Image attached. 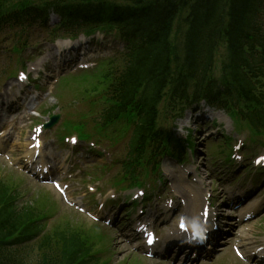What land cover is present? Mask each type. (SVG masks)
Masks as SVG:
<instances>
[{"label": "trees", "instance_id": "16d2710c", "mask_svg": "<svg viewBox=\"0 0 264 264\" xmlns=\"http://www.w3.org/2000/svg\"><path fill=\"white\" fill-rule=\"evenodd\" d=\"M67 1L73 0L51 2L54 8L60 7L64 9L63 13L65 10L69 13L71 26L80 25L79 27L87 31L101 28L112 29V27L119 29V34L124 38L128 50L121 55L124 59L122 71L110 78L106 75L100 78V85L103 89L101 93L108 94L111 102L104 114L107 120L113 122L133 108L138 113L140 122L137 123L131 146L139 150L145 146L144 144L152 143L153 136L149 133V128L147 129L150 125L149 116L158 105L165 91L164 88H168L173 82L172 74L164 68V63L167 54L165 44L169 38H174V26L169 21L157 24L149 18V15L131 10L130 7L109 11L106 7H99L93 2L66 6L64 3ZM85 1L89 0H82V2ZM133 1L139 4L141 0ZM2 2L3 0H0V7H2ZM185 2L188 6L191 5L192 21L195 23L193 31L189 33L191 36H188L185 43L190 48H195L197 43L201 45L203 42L206 43L207 48H211L210 41H215L219 35V29L216 28L214 22L218 15L224 12L229 2H231L232 11L231 29L237 35H241L245 30V25L241 21L245 5L248 3L251 9L257 6L256 0H185ZM258 42V46L252 49L253 56L250 57L252 60H244L241 63V68L238 66L229 72L228 79L224 82L229 88L223 91L222 97L219 96L218 103L221 102L228 107L232 104L237 105L245 98L255 99L253 92L256 88L252 83V78L264 73V67L259 69L257 66L264 64V49H261L260 40ZM205 80V76L201 80L199 79L197 87L206 82ZM206 91L211 90L207 89ZM94 92L98 93L99 88L96 87ZM259 114L250 118L255 127L260 123L264 124V118L258 116ZM14 189L13 186L7 187L0 184V207L15 202L16 199L12 193ZM9 215L6 208L1 210L0 229L9 220ZM79 242L75 240L67 243L63 246V250H78ZM63 257L65 256L63 255ZM0 264L14 263L0 257ZM46 264H54V261L52 262L50 259Z\"/></svg>", "mask_w": 264, "mask_h": 264}, {"label": "rangeland", "instance_id": "374dc122", "mask_svg": "<svg viewBox=\"0 0 264 264\" xmlns=\"http://www.w3.org/2000/svg\"><path fill=\"white\" fill-rule=\"evenodd\" d=\"M34 4H39V3H43L45 2V0H31ZM57 19L54 18V22ZM55 24V23H54ZM102 38V37H101ZM44 39V37H42L39 33H38V37L37 40L41 43L42 40ZM107 39H103L102 43H96L94 46H99L100 48L103 49L104 52H106L108 50V55L107 56H112L114 53L113 51L117 50L118 48H120V41L115 40L113 41V38L110 40L112 41V45H108ZM30 41H32V43H35L34 41V37L30 38ZM13 45H15V42H13L12 39L10 38H5L3 39V41L0 42V51H7L8 48L13 47ZM116 46H118L116 49H114ZM95 51V48L93 49ZM114 51V52H115ZM116 59H119V57L115 56ZM107 63V62H106ZM95 71V70H94ZM81 73L76 74L77 76L71 77L70 79H67L65 82L61 83L60 81V85L58 87L54 88V92L52 91L49 94V97L45 100L47 102V104H45V108L46 109H50L51 107L55 106L58 102L64 101L65 105H70L72 107V113L71 115H75L79 112H83L84 109L87 108L86 104L84 102H81L79 97L81 98L80 95L81 92L85 91V88H93L97 82L96 79L94 77L89 78L87 81L83 82V78L84 75H81ZM88 74V73H86ZM8 83H14V81H12V79L8 76L5 77L4 79L1 80L0 86H4V89H6L7 84ZM3 88V87H2ZM103 90V89H102ZM101 90V91H102ZM79 96V97H78ZM58 97V98H57ZM61 105V104H60ZM49 106V108H47ZM43 109L41 108L39 111H42ZM45 116V115H42ZM34 119H42L39 116V113H36L34 116ZM81 116H77L75 117L76 119H79ZM39 120H36L35 123H27L25 124V126L23 127L24 129V134H23V140H25V138H27V136L29 135V132L31 131L32 127L37 125ZM222 120V119H221ZM224 121V120H223ZM235 129H238V133L236 132L235 135H232L229 131H228V127L227 125L221 126V131H223L225 133L224 139H230V146L232 147V145L234 144V138H236V134L237 135H241L242 133H247L249 132L248 130H240L239 128L245 127V129H247L246 125L242 124L240 121H235ZM238 124V125H237ZM92 125L93 123H89L85 120L80 121L79 125L80 126L78 128L79 131L89 134L93 129H92ZM237 127V128H236ZM77 129H68L67 132L65 131V129L63 128L62 131H64V133L66 135H70L73 132H75ZM119 135L118 141L120 142V145L123 147V150L127 147V143H128V139H129V131L128 128L125 129H120V132L117 133ZM251 135L250 133H248V137ZM23 140L19 139V143H18V149L22 150L23 146H24V142ZM260 140H263L262 138ZM26 141V140H25ZM50 139L47 137L45 138V149L50 152ZM255 146L253 145V143L250 141V148L253 149ZM199 151H202V149L199 148ZM13 152H18L17 150L12 149L10 153H8L7 155L2 156V159H0V180L4 179V180H8L9 178L12 179V182L14 184H18L20 186V194H22L21 199L19 201V204H28L30 202H32L34 199L36 198H40V200L43 199V197H45L48 200H51L52 197H55V199L60 203L59 197L57 196L56 193H54V191L52 193H50V189L48 187H40L38 183H36L33 180H28L23 174H21V172H23V170H19L17 167H15L10 160L8 161L9 155L12 154ZM230 152V149H228V154ZM204 157L205 160L199 164H197L198 167V171L201 173L202 176H200L201 181L203 179H206L205 182H203L205 185L204 190L206 191H212V193L214 194V196L212 195L213 199L214 197H217L218 194H220V192H222L224 190L223 186L220 184L221 181L218 178H214L208 171V167L211 165L209 163V158L207 155H211L213 154L214 157V164H216L217 168H216V172H218L222 177H224L225 175H223V171L221 170V166L224 165L226 166L228 163L226 162V157H220L217 156L216 153H212V148H209V145L204 146V150L201 153ZM202 157V158H204ZM75 162V161H74ZM77 162V161H76ZM100 164L105 163V160L99 159L98 161ZM73 167L75 170H77L78 172L82 173L84 171V169H86V164H84L83 162L80 164L78 163H72ZM71 165V166H72ZM215 166V167H216ZM166 167V166H165ZM17 170V171H16ZM19 171V172H18ZM21 171V172H20ZM118 172V171H117ZM77 173V172H76ZM73 175V179L75 178V174ZM82 174L78 175L76 177V179H78ZM83 178H80V180ZM76 181V180H75ZM121 179L118 178L117 181H115V184H118V182H120ZM260 183V182H258ZM193 190L196 191L199 194V189L200 187L197 186L196 184L192 186ZM181 193H186L185 189L184 190H180ZM52 196V197H51ZM54 199V198H53ZM55 201V200H54ZM212 201V200H211ZM221 200L216 201L215 204L216 206L221 205L223 202H221ZM61 204V207L64 211V214L67 213V211L69 210L68 208H64ZM204 204V200L200 199L197 201L196 199L194 200V198H190L189 202H188V209H194L196 208L198 211H201V206ZM61 211V208H60ZM74 214L70 213L68 214V216H72ZM84 218V217H83ZM74 220L76 221V217L74 218ZM84 220L87 222V224L93 225L91 224L88 220H86L84 218ZM254 228H256V232L261 234L264 230V222L262 221L261 223H257V224H253L252 225ZM262 230V231H260ZM101 233L104 237H105V242L103 243V247L104 250L106 252V256H109L108 258L112 259L114 261L111 262V264H155L152 263L149 259L145 258L144 256L140 255V254H135V253H130L129 248L127 247L126 243L121 239L119 241L118 239V234L114 231H109L108 228H106L104 225L99 224V228L96 229L95 234H99ZM111 238V241H110ZM108 241H110L109 243V247H107V245H105ZM238 241V240H237ZM244 264L243 262L241 263L240 261H238L236 259V256L233 254V252L230 251V253L222 255L220 257V259H217L216 261H213L212 263L209 264Z\"/></svg>", "mask_w": 264, "mask_h": 264}, {"label": "bare ground", "instance_id": "6f19581e", "mask_svg": "<svg viewBox=\"0 0 264 264\" xmlns=\"http://www.w3.org/2000/svg\"><path fill=\"white\" fill-rule=\"evenodd\" d=\"M258 206V205H257ZM258 208V210H260L261 208H262V206L261 207H257Z\"/></svg>", "mask_w": 264, "mask_h": 264}, {"label": "snow or ice", "instance_id": "6c2138e0", "mask_svg": "<svg viewBox=\"0 0 264 264\" xmlns=\"http://www.w3.org/2000/svg\"><path fill=\"white\" fill-rule=\"evenodd\" d=\"M23 78V77H22ZM259 162V161H258Z\"/></svg>", "mask_w": 264, "mask_h": 264}]
</instances>
